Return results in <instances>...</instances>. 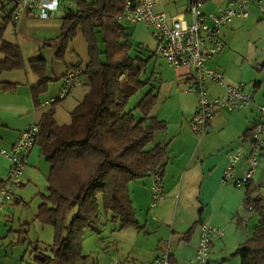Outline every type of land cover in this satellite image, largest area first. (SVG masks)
I'll return each instance as SVG.
<instances>
[{
  "label": "trees",
  "instance_id": "trees-1",
  "mask_svg": "<svg viewBox=\"0 0 264 264\" xmlns=\"http://www.w3.org/2000/svg\"><path fill=\"white\" fill-rule=\"evenodd\" d=\"M125 5L126 0H79L76 8L66 11L60 35L44 42L58 43L55 58L65 60L71 40L81 31L88 40L89 60L83 68L88 89L71 111V121L61 123L56 116L57 106L66 97L50 103L39 120L36 145L51 169L49 192L39 194L42 201L36 219L56 227L55 241L49 247L31 242L42 264H92L83 251V240L88 229L96 230L101 224L113 221L114 229L143 230L130 185L147 176L164 175L162 160L168 150L156 137L169 122L152 114L159 93L153 77L145 78V72L153 55L133 53L132 36L122 18ZM11 21V11L1 5L0 41L5 57L0 59V89L19 86L1 80L5 71L31 67L41 77L32 86V94L36 106L42 107L52 82L48 59L40 50L27 61L19 44L5 39ZM148 85L138 104L129 108L132 96ZM255 127L256 120L244 133L245 141L251 140ZM246 189L244 207L257 212L259 220L252 236L233 254L240 256V264H264V194L252 182Z\"/></svg>",
  "mask_w": 264,
  "mask_h": 264
},
{
  "label": "crops",
  "instance_id": "crops-1",
  "mask_svg": "<svg viewBox=\"0 0 264 264\" xmlns=\"http://www.w3.org/2000/svg\"><path fill=\"white\" fill-rule=\"evenodd\" d=\"M259 2L260 0H256L254 5L262 7L258 4ZM63 17L58 20L53 15L43 18L24 14L17 23L11 21L5 30V39L19 44L27 61L35 57L40 50L44 52L49 62L48 75L52 78V82L48 92L51 95L46 93L43 106L37 107L32 86L38 84L41 77L31 67L8 70L1 75V80L19 84L14 90L0 89V138L3 139L1 140L3 143H5V136L12 133L15 134L14 142H16L31 122L39 121L44 110L50 105L47 102L60 93L63 76L75 67L85 68L89 60V57L84 59L81 55L69 54V52L65 60H59L55 58L59 44L55 42L44 45L46 40L60 35ZM141 23L144 24L143 22L136 24ZM128 30L133 38L134 33L129 27ZM4 57L5 53L2 51L0 41V59ZM175 69L178 70V78L169 80V89L164 95L160 93L163 87V78L160 77V86L157 89L159 98L152 109V114L168 120L169 123L172 120H178L180 125L179 129H171V126H168L156 137V142L164 144L168 150L167 157L162 160L165 163L162 177L164 196L156 205L153 204L152 191L156 180L155 175L133 181L130 185L131 195L135 207L140 212L139 218L145 227L143 230L136 227L111 228L105 237L109 242V251L117 248V253L120 255L122 249H127L125 251L128 253H125L122 259L123 262L130 263L141 261L140 257L147 260L151 257L155 258L160 250L171 242L174 247L173 261L175 263L201 264L197 261L198 248L202 239L201 224L209 221L219 227V232L214 237L210 258L205 264H240V256L233 253L242 242L252 236L254 227L251 226L248 217L254 211L244 207L247 189L231 181H225V171L230 162L231 151L240 145H246L249 141H245L244 133L256 120L251 113L254 109L218 111L211 119L207 131L202 135L198 134L191 125L192 118L198 109V94L187 89L188 85L194 81V71L188 67ZM226 75L230 83L245 82L249 79H245V75L241 78L230 77L227 73ZM57 78L60 79L57 80ZM257 81L259 83L256 87L261 85L260 80L255 82ZM145 88L148 90L150 87ZM209 89L212 95L224 94V88L215 82H209ZM75 91H77L74 95L76 101L70 109V120L65 122L71 121V111L84 97L87 89L86 86L77 85L60 104ZM171 97L177 103V115L173 113L170 115L168 108L164 109L166 101ZM60 104L57 106V118ZM37 147H39L38 153L35 151ZM41 157V148L36 145L29 164L37 166ZM245 163L248 164L244 160L240 163V168L238 166L237 172L240 176L245 169ZM10 165L9 157L0 153V185L9 172ZM26 184L23 180L21 186ZM47 192H49V185ZM22 198L21 194H17L15 201L21 202ZM193 225H195L194 232L190 237H186V232ZM103 226L110 228L108 222L100 225V227ZM49 246L50 244L43 247ZM214 250L217 252L215 257L212 256ZM232 256L237 258L231 259Z\"/></svg>",
  "mask_w": 264,
  "mask_h": 264
},
{
  "label": "built area",
  "instance_id": "built-area-1",
  "mask_svg": "<svg viewBox=\"0 0 264 264\" xmlns=\"http://www.w3.org/2000/svg\"><path fill=\"white\" fill-rule=\"evenodd\" d=\"M170 0H126L123 20L132 23L143 22L152 30L158 40L155 53L167 59L175 68L188 67L194 71V81L187 89L198 94V109L192 118V128L200 135L207 131L211 119L218 111L225 109H241L255 102V94L246 82L230 83L226 72L219 67H212L210 62L226 47L222 28L232 26L236 17L247 18L251 15V7L256 0H230L218 6L216 11L204 9L207 0H172L176 10L190 17L182 18L180 14L170 13L166 3ZM12 14V21L17 23L24 14L48 18L64 3L67 10L78 6L73 0H0ZM260 6L261 0H260ZM124 75V74H122ZM83 82V69H71L63 79L58 95L47 103L65 98L70 91ZM209 82H215L224 88V94L212 95ZM262 114L256 120V127L251 136V146L245 144L233 149L230 162L225 171V181L246 188L252 182L258 188H264V172L258 173V165L264 148V104ZM40 123H31L19 136L11 151L0 148V153L7 155L11 161L9 174L0 185V218L4 208L16 199V190L23 184L25 167L30 162L31 154L36 146ZM246 160L249 165L244 176L237 172V166ZM164 196L161 176H157L153 184V204L156 205ZM202 239L197 253V261L208 262L211 246L219 227L204 221L201 224ZM173 243L168 242L152 262L134 261L125 263L118 260L113 264H178L173 261Z\"/></svg>",
  "mask_w": 264,
  "mask_h": 264
},
{
  "label": "rangeland",
  "instance_id": "rangeland-1",
  "mask_svg": "<svg viewBox=\"0 0 264 264\" xmlns=\"http://www.w3.org/2000/svg\"><path fill=\"white\" fill-rule=\"evenodd\" d=\"M73 1L78 2L79 0ZM229 1L230 0H207L204 9L207 12L216 11L218 6ZM261 4L262 7L257 6V4L251 7V15L249 17H236L232 26L222 28V35L226 41V47L222 53L217 55L210 62L212 67L216 65L219 67L221 66L230 77L241 78L245 75V79L249 78L245 82L248 88L254 92L255 102L245 108L249 110L254 109L251 113L256 120H259L262 114L261 105L264 104V0H261ZM166 7L170 13H177L180 15L184 13L181 12V9L177 11L171 0L166 3ZM66 11L67 8L61 3L60 8L55 11L53 16L60 20L65 15ZM183 16L190 17L188 14H183L181 17L184 18ZM123 22L134 33L132 38L134 45L132 50L133 53L137 54L138 51L139 53L143 52L146 57L153 55L147 66L145 78L149 76L153 77V83L158 85L157 89H159L160 77H162L163 87L161 85L162 91L160 89V93L164 95L169 89V80L178 78V70L170 66L165 57L155 53L158 40L147 25L132 23L126 19ZM68 52L69 54L81 55L84 59L89 57L88 40L81 31L71 40ZM256 80H260L261 85L256 87ZM156 82H158V84ZM81 86H86L84 81ZM149 87L150 85H148V88ZM86 89H88L87 86ZM146 89L147 88H144L132 96L129 108H134L138 104L140 96ZM76 94L77 91L60 104L58 108V118L61 122L70 120V109L72 104L76 101L74 96ZM48 95L51 94L48 93ZM167 108L170 115L171 113L177 115V103L172 97L169 98L164 105V109L167 110ZM137 113H141L139 109ZM169 126H171V129H179V121L172 120ZM14 135L15 134L12 133L9 136H5V143H3V141H1L3 139L0 138V148L11 151L15 144ZM246 145V147H250L251 140H249ZM38 150L39 147H37L35 151L38 153ZM239 165L240 163L238 166ZM244 168L243 172H241V176L245 175L249 165L245 163ZM50 169L51 164L43 154L37 166L31 164L26 165L23 178L27 184L25 186H19L16 190L17 194L22 195V201H13L7 204L0 219V264H42L36 260L35 253L32 252L34 244L31 242L33 241L34 243L47 246L55 241L56 227L43 222L39 218L36 219L41 203L39 194L48 191L49 181L47 173L50 172ZM259 172H264V150L258 165V173ZM8 174L9 172L5 175V178ZM260 191L264 194V188H261ZM73 215L74 211L70 213L68 221H70ZM105 219L106 216L103 215L102 220ZM249 219L251 226L254 227L255 223L259 220V214L253 212L249 215L248 220ZM108 225L110 228H104L103 226L96 230L88 229L85 233L83 251L90 255V262L92 264H112L114 261H123L122 258H124L125 253H128V251H125L127 249H122L120 255L117 253V248H112V251H109V242L105 237L110 232V229L115 226V223L110 221ZM245 226L247 225L245 224ZM216 253L217 252L214 250L212 256L215 257ZM153 258L151 257V259L147 260V258L144 259L140 257L139 260L141 261L139 262H152ZM235 258H237V256H232L231 259ZM183 264L189 263L184 262Z\"/></svg>",
  "mask_w": 264,
  "mask_h": 264
}]
</instances>
